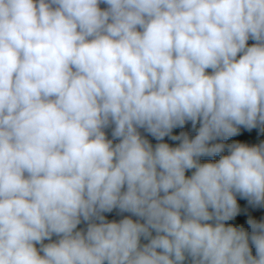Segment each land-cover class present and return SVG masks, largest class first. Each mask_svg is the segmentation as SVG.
Instances as JSON below:
<instances>
[{
	"label": "clouds",
	"instance_id": "clouds-1",
	"mask_svg": "<svg viewBox=\"0 0 264 264\" xmlns=\"http://www.w3.org/2000/svg\"><path fill=\"white\" fill-rule=\"evenodd\" d=\"M241 128L264 0H0V264H264V220L226 224L264 207Z\"/></svg>",
	"mask_w": 264,
	"mask_h": 264
},
{
	"label": "rangeland",
	"instance_id": "rangeland-1",
	"mask_svg": "<svg viewBox=\"0 0 264 264\" xmlns=\"http://www.w3.org/2000/svg\"><path fill=\"white\" fill-rule=\"evenodd\" d=\"M101 6H105V5H101ZM249 45H251L252 43H254V41L249 40ZM197 127H199V125H197ZM189 136L190 137H194L196 135V132L192 130L191 126L189 128ZM181 132V128H177L173 130V134H179ZM146 136L147 139L150 140V142L155 145V143H157V141H155L150 135H147L146 133H143ZM262 141H264V133H261L259 131V129H252L251 131H248L246 129L241 128V133L238 136H234L232 138H230L229 140L226 141V144H230L233 142H242V143H247L250 146L252 145H257L259 143H261ZM169 143L171 146H176L179 142L178 141H172L170 139H168L167 137H165V141ZM224 155L228 154L227 149H225V152L223 153ZM220 156L217 155L215 157H208V160L206 162H215L217 160H219ZM201 162L204 163L205 160L203 158H201ZM191 172H187L186 175H190ZM237 202L240 206V213L233 219L230 220L228 222H226L227 225H232V226H236V227H243L246 231L251 232V229L249 227V225L247 224V219L249 217L256 219L257 221H261L264 220V207H252L248 204V202L244 199H241L239 196L237 197ZM86 227L85 224H81L78 226V228H84ZM56 239V237H53V241ZM49 241H45V243H48ZM142 243H145L142 240ZM37 247H39V245H37ZM254 252L253 254H255V248L253 247Z\"/></svg>",
	"mask_w": 264,
	"mask_h": 264
},
{
	"label": "built area",
	"instance_id": "built-area-1",
	"mask_svg": "<svg viewBox=\"0 0 264 264\" xmlns=\"http://www.w3.org/2000/svg\"><path fill=\"white\" fill-rule=\"evenodd\" d=\"M141 131H143V130H141ZM224 143H226V141H224ZM202 158L203 159H207V157H202ZM127 215H129V214L128 213L118 214L115 210L112 213H105V216H106L107 219H109V220L115 219L117 221L119 219L123 218V216H127ZM132 218L136 219V217H132ZM252 251H253V248H252Z\"/></svg>",
	"mask_w": 264,
	"mask_h": 264
},
{
	"label": "water",
	"instance_id": "water-1",
	"mask_svg": "<svg viewBox=\"0 0 264 264\" xmlns=\"http://www.w3.org/2000/svg\"><path fill=\"white\" fill-rule=\"evenodd\" d=\"M190 126H191V123L189 122L188 124H186L184 126V128H181V131H185V132H187L189 134V128H190Z\"/></svg>",
	"mask_w": 264,
	"mask_h": 264
},
{
	"label": "crops",
	"instance_id": "crops-1",
	"mask_svg": "<svg viewBox=\"0 0 264 264\" xmlns=\"http://www.w3.org/2000/svg\"><path fill=\"white\" fill-rule=\"evenodd\" d=\"M250 42H251V40H250ZM190 130V129H189ZM108 137L109 138H111V135H110V130H109V132H108ZM205 160V162L208 160V157H207V159H204ZM145 243L147 242V241H144ZM253 252H254V249H253Z\"/></svg>",
	"mask_w": 264,
	"mask_h": 264
},
{
	"label": "trees",
	"instance_id": "trees-1",
	"mask_svg": "<svg viewBox=\"0 0 264 264\" xmlns=\"http://www.w3.org/2000/svg\"><path fill=\"white\" fill-rule=\"evenodd\" d=\"M102 8L105 7V6H101ZM115 142V141H114Z\"/></svg>",
	"mask_w": 264,
	"mask_h": 264
}]
</instances>
